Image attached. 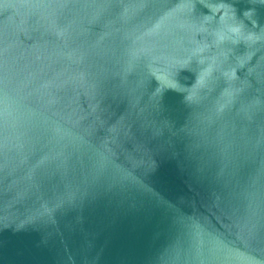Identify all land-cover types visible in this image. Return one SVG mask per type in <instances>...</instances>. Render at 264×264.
Masks as SVG:
<instances>
[{
  "label": "water",
  "instance_id": "obj_1",
  "mask_svg": "<svg viewBox=\"0 0 264 264\" xmlns=\"http://www.w3.org/2000/svg\"><path fill=\"white\" fill-rule=\"evenodd\" d=\"M259 2L0 0V264H264Z\"/></svg>",
  "mask_w": 264,
  "mask_h": 264
},
{
  "label": "clouds",
  "instance_id": "obj_2",
  "mask_svg": "<svg viewBox=\"0 0 264 264\" xmlns=\"http://www.w3.org/2000/svg\"><path fill=\"white\" fill-rule=\"evenodd\" d=\"M259 3L260 5H264V0H260ZM253 11H254L253 9H249L243 13V16L245 18H248ZM225 15H227V13H225ZM232 15L236 20L234 11ZM252 23H253V27H257L255 21H253ZM244 27L245 26L242 21L227 25L224 29L217 31L216 33L217 39L219 41H223L224 39L229 38V39H233V42H240V41H250L256 37L255 33H245Z\"/></svg>",
  "mask_w": 264,
  "mask_h": 264
}]
</instances>
